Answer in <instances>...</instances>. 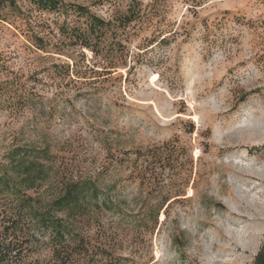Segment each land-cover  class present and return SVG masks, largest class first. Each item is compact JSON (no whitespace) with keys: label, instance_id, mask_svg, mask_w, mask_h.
I'll return each instance as SVG.
<instances>
[{"label":"rangeland","instance_id":"1","mask_svg":"<svg viewBox=\"0 0 264 264\" xmlns=\"http://www.w3.org/2000/svg\"><path fill=\"white\" fill-rule=\"evenodd\" d=\"M13 2L0 1L7 67L55 78L36 74L45 109L0 110V159L49 144L100 169L121 209L86 221L98 264H264V0ZM105 136L127 161L110 162Z\"/></svg>","mask_w":264,"mask_h":264},{"label":"trees","instance_id":"2","mask_svg":"<svg viewBox=\"0 0 264 264\" xmlns=\"http://www.w3.org/2000/svg\"><path fill=\"white\" fill-rule=\"evenodd\" d=\"M32 2L47 10L59 5V0ZM102 24L101 19L92 17L91 31L77 33V41L89 47V33H96ZM35 47L42 50L46 44L37 43ZM66 71L64 77H69L68 67ZM41 72L55 78L47 65L27 76L16 73L7 67L6 56L0 53V110L18 115L25 109H43L41 95L35 90L36 74ZM70 82L73 81L68 79L67 83ZM60 97L46 102L51 116L54 104L64 102ZM103 146L111 154L110 162L115 159L116 149L125 155L121 161L128 160V150L114 148L106 136ZM70 150L69 156L54 152L49 144L27 143L11 146L3 154L0 159V264H98L97 257L105 251V246L86 237V221L97 220L99 210L121 207L104 193L100 169L84 174ZM150 209L156 219L161 205ZM106 263L118 264L119 260L109 254Z\"/></svg>","mask_w":264,"mask_h":264},{"label":"flooded vegetation","instance_id":"3","mask_svg":"<svg viewBox=\"0 0 264 264\" xmlns=\"http://www.w3.org/2000/svg\"><path fill=\"white\" fill-rule=\"evenodd\" d=\"M257 256H256V258H254V263H256L255 261L258 259V253L256 254Z\"/></svg>","mask_w":264,"mask_h":264}]
</instances>
